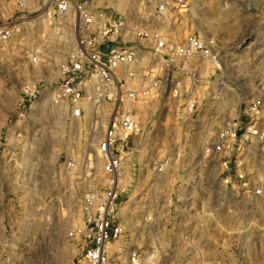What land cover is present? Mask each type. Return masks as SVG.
Masks as SVG:
<instances>
[{"label": "rangeland", "instance_id": "374dc122", "mask_svg": "<svg viewBox=\"0 0 264 264\" xmlns=\"http://www.w3.org/2000/svg\"><path fill=\"white\" fill-rule=\"evenodd\" d=\"M15 1L0 0L1 25L31 14L16 11ZM96 1L115 4L120 13H127L128 5L137 13L140 5L157 2ZM188 5L189 14L175 31L214 37L222 71L210 74V61L189 63L196 71L195 97L209 98L199 120L194 115L183 127L176 125L180 104L166 99L159 140L162 148L180 153L174 168L167 167L161 176V187L153 185L150 169L141 171L135 185L130 181L137 171L124 172L121 199L132 200L134 214L118 244L147 249L151 264H264V232H257L264 230V193L246 200L222 190L218 162L201 154L202 144L225 122L243 117L250 101L264 100V0H188ZM26 31L29 36L14 37L0 60V264H80L83 243L69 231L81 222L83 196L92 187L103 191L102 159L96 151L102 128L93 135L88 114L74 120L66 106L53 104L49 82L63 58L55 51L60 42L43 41L54 36L46 25ZM32 50L40 51L39 63H31ZM24 89L33 95L27 114L18 118L14 108ZM259 124L264 130V115ZM247 148V168L264 178V142ZM190 181L198 185V208L178 228L171 219L173 193ZM223 192L231 195L229 200L219 195ZM150 213L156 217L154 226Z\"/></svg>", "mask_w": 264, "mask_h": 264}, {"label": "built area", "instance_id": "2783aa9c", "mask_svg": "<svg viewBox=\"0 0 264 264\" xmlns=\"http://www.w3.org/2000/svg\"><path fill=\"white\" fill-rule=\"evenodd\" d=\"M188 6V0H157L152 7L140 5L137 13L133 5L127 6V13H120L115 4L102 5L96 0H16V11L31 14L0 24V60L14 37L29 36L28 27H50L48 32L54 36H45L43 41L58 39L61 46L55 51L63 55L54 80L49 82L53 104L66 106L74 120H85L89 112V127L94 132L102 128L96 151L102 159L103 191L92 187L83 196L81 222L69 231L83 243L80 264L153 262L147 249L121 248L118 244L126 237L128 219L134 214L129 204L132 200L121 199L123 174L137 171L130 181L135 185L141 171L150 169L153 185L161 187V176L167 167L174 168V157L180 153L175 148H162L165 145L159 140L166 99L180 104L176 125L183 127L194 115L199 120L209 98L203 103L195 97L196 71L189 63L210 61V74L222 71L214 37L175 31L188 16ZM22 17L32 18V23H23ZM29 56L32 64L40 62V51L32 50ZM28 90L24 89L16 102L14 115L18 118L30 108L33 92ZM263 115L264 100H252L243 117L229 119L201 146V154L219 164L220 188L237 193L240 199L264 193L263 173L249 170L245 163L247 145L264 142L259 124ZM153 150L157 157L152 156ZM184 184L188 186L181 185L173 193L171 219L178 228L183 217L198 208V185L193 181ZM219 195L226 200L231 196L228 192ZM210 209L213 217L215 209ZM155 218L151 213L148 216L152 226Z\"/></svg>", "mask_w": 264, "mask_h": 264}, {"label": "bare ground", "instance_id": "6f19581e", "mask_svg": "<svg viewBox=\"0 0 264 264\" xmlns=\"http://www.w3.org/2000/svg\"><path fill=\"white\" fill-rule=\"evenodd\" d=\"M22 18L25 19V22H24V23H32V18H28V17H22ZM261 83L264 84L263 81H262ZM199 102H201V98L199 99ZM87 114H88V116H90V113H89V112H87L85 115H87ZM84 117H85V116H84ZM92 134H93V135H97V134L99 135V132H98V131H96V132H94V133L92 132ZM90 160H91V159H90ZM91 162H92V161H91ZM254 224H255V223H250V224L248 223V226H253ZM246 231H247V230H246ZM260 231H261V232H264V230H263L262 228L259 227L257 232H260ZM247 232H248V231H247Z\"/></svg>", "mask_w": 264, "mask_h": 264}]
</instances>
